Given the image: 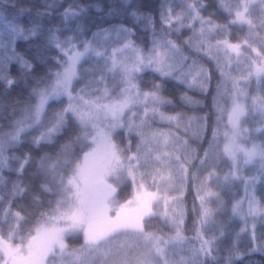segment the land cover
Segmentation results:
<instances>
[{
	"label": "snow or ice",
	"instance_id": "snow-or-ice-1",
	"mask_svg": "<svg viewBox=\"0 0 264 264\" xmlns=\"http://www.w3.org/2000/svg\"><path fill=\"white\" fill-rule=\"evenodd\" d=\"M0 264H264V0H0Z\"/></svg>",
	"mask_w": 264,
	"mask_h": 264
}]
</instances>
